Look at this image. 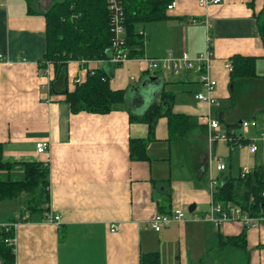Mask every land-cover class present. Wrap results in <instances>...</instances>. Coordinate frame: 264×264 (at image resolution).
Here are the masks:
<instances>
[{"label":"crops","instance_id":"crops-1","mask_svg":"<svg viewBox=\"0 0 264 264\" xmlns=\"http://www.w3.org/2000/svg\"><path fill=\"white\" fill-rule=\"evenodd\" d=\"M172 1L175 7L165 10L166 20L139 28L144 36L142 57L124 63L139 69V84L159 86L144 93L148 99L139 97L138 101L137 93L129 88L126 106L99 115L71 112L63 91H72L75 80H83L93 69H103L111 78V64L101 60L69 62L65 85L51 91L54 70L50 64L41 67L46 47L45 19L29 15L26 0H0L3 160L47 164L48 208L60 216L58 226L45 219L17 225L15 264H139L141 254L154 252L159 254L160 264H201L202 260L206 261L202 264H225L216 261L219 237L237 236L243 228L237 222L215 226L206 219L211 181L218 186L224 177L232 176L230 163L227 166L217 161L216 151L227 147L232 159L237 151L238 175L257 167L264 172V145L259 143L255 154H250L246 146L232 150L224 142L220 148L219 141L208 143L207 127L201 120L208 115L218 120L224 131L222 120L235 119L226 67L233 55L256 57V74L264 77V47L254 19L263 9L264 0H221L207 7L199 6V0ZM33 4L42 11L49 1L33 0ZM207 37L213 53L209 75L217 84L215 104L195 99V95L205 92L196 73L173 76L155 71L151 77L146 59L167 53L179 57L183 52L196 57L206 51ZM162 88L174 95L173 113L186 116L205 130L197 127L183 139L168 142L166 120L160 131L156 122L155 140L147 144L149 161H132L129 140L147 139L149 127L130 122L128 110L141 113ZM173 88L183 91L177 93ZM188 93L190 102L183 99ZM258 114L244 120H255ZM251 130L246 139L250 133L256 136L260 131L257 126ZM40 141L49 142V150L37 156L35 144ZM219 164L225 169L218 171ZM166 195H170V204L162 206ZM173 209L184 212L183 222L172 223L158 233L150 229L148 224L156 214ZM18 218L26 219L27 213L5 215L0 226ZM111 225L117 230L111 232ZM245 233L248 264H264V227Z\"/></svg>","mask_w":264,"mask_h":264},{"label":"trees","instance_id":"trees-1","mask_svg":"<svg viewBox=\"0 0 264 264\" xmlns=\"http://www.w3.org/2000/svg\"><path fill=\"white\" fill-rule=\"evenodd\" d=\"M48 1V6L42 11L34 8L33 0H26V3L29 15H40L45 19L46 47L41 67L44 69L45 62L51 65L55 77L50 88L56 92L66 83V68L69 62L101 60L108 57L113 41L112 15L109 0ZM171 1L116 0L126 30L124 47L128 50L130 58H139L143 55L144 36L139 32V28L147 23L166 20L165 10ZM254 19L264 47V6ZM256 60V57L242 55H233L229 60V99L235 119L222 120V123L224 133L233 139L239 134L238 121L251 119L255 113H264V77L256 74ZM149 84L152 83L147 85ZM137 88H133V91ZM63 92L71 112L99 115L109 114L116 108L124 106L127 93L125 90L113 89L110 77L103 69L88 71L84 79L75 84L72 91ZM173 103L174 95L162 88L141 113L128 110L130 122L146 124L149 127L147 139L129 140L130 160L149 161L146 153L147 144L155 140L153 130L159 118L166 120L168 142L183 139L197 127L205 130L202 125L192 122L186 116L173 113ZM246 142L236 140L233 144L244 145ZM22 195L27 197L24 210L27 218L22 222L43 221L49 212V167L37 161L6 162L3 160V148L0 144V203L17 201ZM213 201L224 206L232 203L250 215H260L264 211L263 169L257 167L244 176L224 177L213 191ZM166 204H170V195L164 196L162 206ZM16 222L17 220L12 219L8 223ZM245 232L246 229L243 228L237 236H220L218 246L220 253L216 261L225 264H248L249 252ZM10 238H14L13 229L9 228L6 231L1 227L0 264H15L14 247L5 243V240ZM240 254L241 262L238 260ZM202 261L204 263L205 260ZM139 264H160L159 254L143 253L139 257Z\"/></svg>","mask_w":264,"mask_h":264},{"label":"built area","instance_id":"built-area-1","mask_svg":"<svg viewBox=\"0 0 264 264\" xmlns=\"http://www.w3.org/2000/svg\"><path fill=\"white\" fill-rule=\"evenodd\" d=\"M221 2V0H199V6L207 7L209 5H217ZM109 8L111 10V32L113 34V41L109 48L110 53L106 59H101V61H107L111 65H122L126 62H129V52L124 47V36H125V27L123 25V18L121 17L120 9L117 5L116 0H109ZM175 7V1H172L167 5L166 10L170 11ZM194 21H191L193 23ZM142 34V32H140ZM210 38L207 37V49L203 54H200L196 57H191L186 53H182L180 57H174L171 53H167L164 57L161 58H149L146 59L147 69L149 71H158L164 74H170L173 76H179L182 73L193 72L198 74L199 82L204 89V93H198L195 95V99L199 102H204L206 104H215V99L213 97V93L216 88V81H214L210 75L209 70L211 67V60L213 53L210 47ZM4 57L0 54V63L3 62ZM81 63H88V61L82 60ZM45 66H48L49 63L45 62ZM230 69V64L226 66ZM81 81L80 78L75 80V83H79ZM133 82L134 79H131ZM202 124L207 127V139L208 143H213L217 141L224 142L227 144L230 149L235 150L246 146L250 154H255L258 149V144L261 143L264 145V131L259 132L256 136L251 139H246V135L251 128H256L257 124L255 120H242L239 123V134L236 139H233L231 136H228L221 130V126L218 120L211 119L208 115L202 118ZM236 140H246V144H236L233 142ZM233 141V142H232ZM236 146V147H235ZM49 150V142L40 141L35 144V154L42 155L47 153ZM225 169L223 164H219L217 166L218 171H222ZM248 170H242L240 175L244 176L248 173ZM217 187V183L215 180L211 181V204L209 208V212L206 216V219L214 224L215 226H219L224 222H237L241 224L242 228L248 229H256L264 224V211L261 212L260 215H250L249 212L244 211L241 207L234 205L232 203H227L225 206L221 204H215L213 201V191ZM185 219V214L180 209H173L170 213H159L156 214L149 222V227L154 232H160L164 228L168 227L172 223H181ZM21 220V221H19ZM25 220V218H24ZM23 220L19 219L16 223H9L6 225H1L6 231L9 228H12L13 231L17 227L19 223ZM194 221H199V218H194ZM44 222L58 226L60 223V216L57 214H52L48 212L45 217ZM117 230V227L114 225L110 226V231L114 232ZM5 243L14 247L15 239L10 238L5 240Z\"/></svg>","mask_w":264,"mask_h":264},{"label":"rangeland","instance_id":"rangeland-1","mask_svg":"<svg viewBox=\"0 0 264 264\" xmlns=\"http://www.w3.org/2000/svg\"><path fill=\"white\" fill-rule=\"evenodd\" d=\"M153 23V22H151ZM182 55V53L180 54V56ZM179 56V57H180ZM159 58V57H158ZM161 58V57H160ZM111 69H112V75L110 78V83L111 86L117 89H124L125 91L128 90L129 88H136V87H140L142 84H139V79L141 77V73L139 71V69L137 67H128L126 64H123L122 66H118V65H111ZM261 71H264V68H261ZM151 77H153V71L150 72ZM131 79H134L135 81L132 82ZM158 83L155 84H149L148 85V89H153L156 90V88L158 87ZM173 91L175 92H182L183 90L181 89H175L173 88ZM146 90H144L143 93H145ZM148 99L147 97H143V100ZM135 99H137V101L139 100V96L137 95V97H135ZM178 99V96H177ZM184 101L190 102L192 101V97L191 95L188 93L187 95L185 94V97L183 98ZM126 106V103H125ZM255 122L257 124V129L260 130L258 132L264 131V114H258L255 118ZM165 127V119L164 118H159L157 120V128L158 131H160L161 129L163 130ZM250 131H252L250 129ZM248 139L253 138V134L250 133L248 135ZM218 143V147L221 148V146H224V144L219 141ZM225 149H217L216 151V156L217 161L220 159L221 162L225 165L228 166V163H230L231 165V173L233 177L238 176V168H237V160L235 157V154L237 151L234 152V157L229 158V149L227 147H224ZM212 166V165H211ZM26 201H27V197L25 195H22L21 198H19L17 201H12V202H7L5 204H0V223L3 221L1 220L2 217H4L5 215L8 214H17L20 211H24L25 210V205H26Z\"/></svg>","mask_w":264,"mask_h":264},{"label":"water","instance_id":"water-1","mask_svg":"<svg viewBox=\"0 0 264 264\" xmlns=\"http://www.w3.org/2000/svg\"><path fill=\"white\" fill-rule=\"evenodd\" d=\"M144 90H146V92H148L149 91V89H148V85L147 84H142L140 87H138L137 89H135V93H137V95L139 96V97H143L144 96ZM134 92V91H133ZM145 92V93H146Z\"/></svg>","mask_w":264,"mask_h":264}]
</instances>
